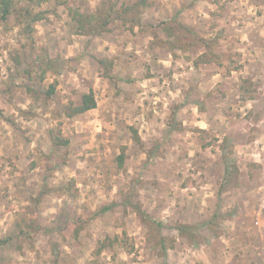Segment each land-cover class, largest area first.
I'll return each instance as SVG.
<instances>
[{
  "label": "rangeland",
  "instance_id": "374dc122",
  "mask_svg": "<svg viewBox=\"0 0 264 264\" xmlns=\"http://www.w3.org/2000/svg\"><path fill=\"white\" fill-rule=\"evenodd\" d=\"M233 1L117 0L100 36L104 0L0 15V264H264V0Z\"/></svg>",
  "mask_w": 264,
  "mask_h": 264
},
{
  "label": "trees",
  "instance_id": "16d2710c",
  "mask_svg": "<svg viewBox=\"0 0 264 264\" xmlns=\"http://www.w3.org/2000/svg\"><path fill=\"white\" fill-rule=\"evenodd\" d=\"M104 9L103 12H100L99 14H84L82 12H77L76 18L79 22L77 26V33L85 34V35H94V36H100L106 31L109 30L110 24L113 22V14L116 12L119 17H123V12H118L117 7V0H104ZM15 8L14 0H0V15L2 19H8L9 15L13 12ZM24 17H29V15ZM101 64H105L108 66H112L113 62L112 60L108 58L100 59L99 60ZM37 71V75H40V79L44 78L45 75V67L43 65L40 66L39 70ZM56 88V82L49 85V89L47 90V95L51 96L54 94V90ZM33 88H29V91H32ZM97 106V101L95 98V93L93 89H90L89 92H86L82 95L81 102L76 105H68L66 106L64 110V114H66L69 117L75 116L77 114L84 113L90 109H93ZM0 114L2 115V111L0 110ZM68 143L67 140H59L57 139L55 143L57 144H63ZM119 165L122 166L124 162V154H120L118 157ZM228 163V162H227ZM236 168V164L233 161H229V164H231ZM226 177L229 176V169L226 171ZM111 206H106L101 209V211H106ZM144 215L143 213H141ZM144 217H147L144 215ZM185 228H188V226H182L178 228L181 232L185 231ZM2 242L4 240H1Z\"/></svg>",
  "mask_w": 264,
  "mask_h": 264
},
{
  "label": "crops",
  "instance_id": "0c3cea01",
  "mask_svg": "<svg viewBox=\"0 0 264 264\" xmlns=\"http://www.w3.org/2000/svg\"><path fill=\"white\" fill-rule=\"evenodd\" d=\"M246 1H244V0H234L233 1V6H230V10H233L234 7L239 6L237 11L239 13H241V14H244L245 11L249 10L248 6L245 5ZM232 12H234V11H232Z\"/></svg>",
  "mask_w": 264,
  "mask_h": 264
}]
</instances>
